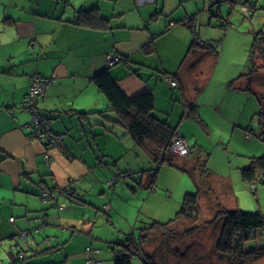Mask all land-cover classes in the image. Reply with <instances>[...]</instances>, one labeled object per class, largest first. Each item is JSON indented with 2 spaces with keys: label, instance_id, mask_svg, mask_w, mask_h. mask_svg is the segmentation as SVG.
Listing matches in <instances>:
<instances>
[{
  "label": "crops",
  "instance_id": "0c3cea01",
  "mask_svg": "<svg viewBox=\"0 0 264 264\" xmlns=\"http://www.w3.org/2000/svg\"><path fill=\"white\" fill-rule=\"evenodd\" d=\"M220 1L0 0V239L8 240L0 247V264H86V246L98 250L102 264H112L117 241L130 242L122 235L126 230L135 241L130 226L138 219L129 220L131 206L137 215L145 205L146 219L156 218L151 221L164 222L157 218L173 212L169 196L156 192L159 166L116 121L93 78L105 69L127 96L151 91L152 114L179 133L181 117L190 114L192 104L191 113L204 121L196 100L208 89L222 55L217 52L219 40L215 43L220 33H207L204 22L222 28ZM240 1L224 2L233 6ZM251 6L244 15L264 11L253 0ZM88 9L105 18L107 26L75 24L81 10ZM259 19L263 23L258 30L264 31V13ZM243 35L244 48L250 35ZM222 36L223 50L235 36L229 30ZM149 40L152 51L147 53L143 47ZM251 42L244 48L239 74L224 75L223 96L210 105L214 115L234 116V123L245 131L251 126L242 115L256 116L264 95V68L244 75ZM108 52L121 60L107 66ZM33 73L55 79L46 86L39 105L62 136L63 149L29 138L31 113L23 101ZM168 76L174 77L176 86L168 84ZM166 85L180 89L181 101L186 102L176 124L168 115L163 117L168 109L158 95L167 94ZM226 94L235 101H226ZM126 155L129 159L122 163ZM150 168H155L154 175ZM170 185L163 187L168 193ZM44 189L54 192L48 204L40 199ZM149 223H141L139 231ZM33 227L38 231H28ZM19 252L24 256L21 260L16 258Z\"/></svg>",
  "mask_w": 264,
  "mask_h": 264
},
{
  "label": "rangeland",
  "instance_id": "374dc122",
  "mask_svg": "<svg viewBox=\"0 0 264 264\" xmlns=\"http://www.w3.org/2000/svg\"><path fill=\"white\" fill-rule=\"evenodd\" d=\"M220 1V9L223 17V22H227V30L220 28L215 25H207L204 22V30L207 33H220L217 37L215 43L219 46L217 52H220V59L214 67L212 81L208 89L202 93L200 98L196 100L197 110L201 109L204 115V121L195 113H190L181 117L180 122V133L186 138L188 146L196 145L200 146L206 152H209L207 157V166L214 172V177L211 181L213 191H210L208 196L200 197V209L196 221L183 223L184 227L193 226L199 224L197 228L192 231L189 235H183L179 237H172L169 241H164L161 238L152 240L151 242H146L143 245L144 250L153 253L154 260L159 264H264V254L257 257L239 258V257H221L215 251V244L220 232L221 219H217L216 223L210 224V220L214 215L216 207H224L225 209H235L255 212L259 211L264 213V182L257 181L255 183V188L250 187V182L245 181L241 176L240 167L247 165L249 162V157L251 155L259 156L264 153V149L259 150L264 146V142L257 137V116L254 114L246 115L243 114V121H246V125L251 126L249 130L250 135L248 138L245 137L246 131L240 124L234 123V116L229 114L223 115V117L214 115L213 107L216 101H218L222 96L223 92L221 89L222 80L224 75L230 73L239 74V69L243 67L245 62V55L248 45L252 41L253 32L262 28V15L264 13L263 9H256L255 13L251 15H244L242 10V4L234 3L233 6ZM259 6L264 7V0H253ZM218 21H216L217 23ZM264 29V27H263ZM203 30V32H204ZM229 32L234 34L235 39L232 41H226L224 49L222 50L223 33ZM249 34L250 40L249 44H245L244 50V38ZM223 51V52H222ZM216 52V54H217ZM233 71V72H232ZM238 71V72H237ZM98 87V86H97ZM170 87V86H169ZM167 85L164 87L167 94L158 95L160 97V103L166 104L168 120L176 124L180 120V116L183 111V107L186 102H182L180 95L181 91L178 88H169ZM225 84H223L224 90ZM102 92V91H101ZM172 92V94H171ZM103 93V92H102ZM104 94V93H103ZM105 96V94H104ZM225 100H234L235 98L226 94ZM107 98V97H106ZM264 105V95L261 97ZM255 105L259 107L257 98H255ZM184 103V104H183ZM154 112V110H153ZM114 116L113 112L111 113ZM130 138V137H129ZM256 144V145H254ZM196 157V154L194 153ZM180 157V156H178ZM176 158L175 164L163 163L159 165L158 182L156 183V192L159 194H166L171 200V205H173V212H169L168 216H163L164 218H157L160 221H166L169 217H173L176 211L179 210L184 193L194 192L195 185L190 174L186 171H182L177 166L190 167L193 164L190 163L191 159ZM129 157L126 155L122 158V163H125ZM188 161L186 165H183ZM195 161V159H193ZM155 168L151 170L153 175ZM143 174V173H140ZM165 174V175H163ZM137 177V174H136ZM218 178V179H217ZM169 182L170 193L164 190V185ZM134 187L137 188L136 181L133 182ZM228 186V188H226ZM126 188H128L126 186ZM146 191V188H144ZM131 193V192H130ZM132 203V202H131ZM48 204V202L46 203ZM130 207V204H127ZM131 211V216L129 220L133 221L138 219L136 225H131L134 229L133 238L136 242L139 240V226L143 225L141 223L151 222V219H156L151 217L146 219L147 209L144 205L139 207V211L136 215V208L129 209ZM133 211V213H132ZM136 215V216H135ZM164 215V214H162ZM138 217V218H137ZM173 223L171 226L181 227V224ZM160 234V233H158ZM124 239L132 237L130 236V230H126L124 234ZM149 236L153 238L154 233H149ZM134 241V240H133ZM118 249H121L127 242L126 240L117 241ZM139 244V242H138ZM264 245V228H257L254 233V237L247 239L241 244V250H248L251 248L263 247ZM141 254H133L131 256V264H144L142 261V249L140 248ZM86 257V256H85ZM112 264H114V257H112Z\"/></svg>",
  "mask_w": 264,
  "mask_h": 264
},
{
  "label": "trees",
  "instance_id": "16d2710c",
  "mask_svg": "<svg viewBox=\"0 0 264 264\" xmlns=\"http://www.w3.org/2000/svg\"><path fill=\"white\" fill-rule=\"evenodd\" d=\"M81 10L75 24L87 25L89 27H105V18L96 12ZM222 28L227 27V22L221 23ZM198 45H205L204 41H197ZM147 53L152 51V41L149 40L143 47ZM121 58V57H120ZM244 73L245 76L254 75L259 69L264 68V31L257 30L253 34V39L248 53V65ZM94 82L102 91L108 100V108L116 115V121L121 123L134 139L145 149L150 160L158 166L163 163L175 164V159L179 156L169 148L172 135L176 131L165 121L156 118L152 114L154 109V97L151 91L143 90L134 95L127 96L119 89L114 79L107 70H101L94 75ZM192 104L188 113L194 109ZM259 131L257 137L264 142V105L261 102L260 109L257 114ZM196 154V157L194 156ZM206 152L200 146H189L187 154L182 159H191L190 167L177 166L182 171H186L192 177L195 185L194 192H187L183 196L181 206L175 215L164 222L156 220L151 221L148 225L140 228L139 244L136 241H130L131 251L122 256H114V264H131V256L133 254L140 255V247L143 251L142 261L144 264H159L153 257V253L144 250L143 245L146 242L159 238V240L169 241L172 237L189 235L199 224L184 227L180 220L194 222L197 219L200 209V197L208 196L213 191L211 181L214 178V172L207 166ZM179 158V157H178ZM195 159V161H193ZM186 165L188 161H184ZM152 169V168H150ZM241 176L247 182H264V153L259 156H250L247 165L240 167ZM155 172V170H154ZM153 175V173H152ZM227 188V187H226ZM221 219L220 232L215 244L216 253L223 257H257L264 254V245L260 248H251L241 250V244L254 237L257 228H264V213L259 211L250 212L245 210L225 209L224 207H216L210 224L216 223L217 219ZM173 223L181 224V227L171 226ZM177 224V225H178ZM154 233L151 238L149 233ZM160 233V234H158Z\"/></svg>",
  "mask_w": 264,
  "mask_h": 264
},
{
  "label": "built area",
  "instance_id": "2783aa9c",
  "mask_svg": "<svg viewBox=\"0 0 264 264\" xmlns=\"http://www.w3.org/2000/svg\"><path fill=\"white\" fill-rule=\"evenodd\" d=\"M240 2L242 4V10L244 14H249L252 10L251 0H241ZM105 59L107 66L114 65L121 60L120 56L111 52L106 53ZM166 79L170 86H176V80L173 76H168ZM54 80L55 79L53 76L46 77L38 73H33L30 76V81L24 97L23 105L31 113V120L27 124V126L30 127L29 138L38 140L48 146L63 149L62 136L52 127L49 119L44 115L39 105V100L43 96L46 86L51 82H54ZM250 133L251 132L247 130L245 137L248 138ZM169 148L171 151L178 155H185L188 152L189 146L186 138H184V136L178 131H175L171 137ZM44 158L45 161L48 162L49 154L47 152L44 153ZM255 183L256 182H252L250 184V187L255 188ZM109 185H112L111 181H109ZM40 199L43 203L50 202L54 200V192L49 189H44L41 191ZM57 205L60 206L59 204ZM109 207V204L104 205V208L106 210L109 209ZM12 219L13 217H10V220ZM38 228L39 227H33L28 231H38ZM20 234L22 236H26V231H21ZM7 243L8 240L6 238L0 239V247ZM131 250L132 249L130 248V242H127L121 249L116 252L115 255L122 256L123 254ZM85 253L86 264H102V260L96 257L98 253V250L96 248L92 246H86ZM23 257L24 256L22 252H19L16 255V258L19 260L23 259Z\"/></svg>",
  "mask_w": 264,
  "mask_h": 264
}]
</instances>
